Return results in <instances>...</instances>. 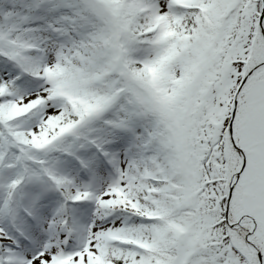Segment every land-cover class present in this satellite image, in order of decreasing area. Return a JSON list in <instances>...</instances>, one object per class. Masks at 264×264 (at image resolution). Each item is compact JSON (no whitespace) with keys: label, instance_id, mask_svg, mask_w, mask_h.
<instances>
[{"label":"snow or ice","instance_id":"snow-or-ice-1","mask_svg":"<svg viewBox=\"0 0 264 264\" xmlns=\"http://www.w3.org/2000/svg\"><path fill=\"white\" fill-rule=\"evenodd\" d=\"M0 264H264V0H0Z\"/></svg>","mask_w":264,"mask_h":264}]
</instances>
